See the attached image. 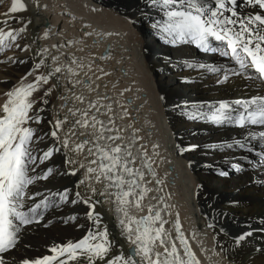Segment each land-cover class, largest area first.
Segmentation results:
<instances>
[{
    "label": "snow or ice",
    "instance_id": "1",
    "mask_svg": "<svg viewBox=\"0 0 264 264\" xmlns=\"http://www.w3.org/2000/svg\"><path fill=\"white\" fill-rule=\"evenodd\" d=\"M31 3L37 14L47 8L41 0ZM135 7L141 12L151 9L161 16L160 20H153L151 27L164 43L192 45L227 62L186 61L188 68L213 74L217 85L241 78L247 88L264 91V0H136ZM26 10L21 0H11L6 11L0 13V54L7 50L22 54L5 56L0 63H30L25 74L0 93L4 97L0 103V264H201L182 230L179 214L171 219V195L164 192L165 181L153 166L159 146L152 144L154 151L149 154L140 143L142 137L133 122L123 127L117 123L129 112L120 99L100 91L97 81L108 73L98 69L100 75L93 78L87 74L93 60L85 64L83 57L60 51L82 43L92 33L83 31L80 40L43 46L39 42L52 35L51 26L45 27L42 35H37L35 28L29 33L30 19L19 20L18 27L9 26L17 22L18 12ZM148 18L151 20L152 16ZM61 57L66 62L62 63ZM99 58L103 60L105 56ZM85 69L81 77L80 72ZM123 91L116 96L122 97ZM37 92L42 94L34 97ZM53 94L60 103L50 109ZM176 108L183 119L241 130L238 138L204 145L205 150L237 149L252 155V159L243 155L240 162L230 163L235 172H243L245 167L264 168V94L222 99L214 104L182 101ZM48 112L54 115L46 120ZM199 147L189 144L177 146V150L182 154ZM54 153H63L61 167L46 164ZM216 171L221 177L229 175L222 168ZM57 176L78 179L71 187L56 191L34 190L38 182ZM67 203L85 206L89 227L84 235L75 241L53 243L48 248L51 255L15 258L16 248L28 247L24 236L31 226L40 225L50 209ZM106 204L112 205L110 211L119 240L110 237L101 212L96 210ZM141 212L145 214L138 215ZM213 214H224L215 205H208L205 227L216 230ZM75 219V215L68 216L64 223ZM259 224L264 225V215ZM259 230L264 232V227ZM220 234L229 235L223 225L213 239L218 241ZM252 234L243 231L231 236L236 255ZM191 235L195 239V234ZM220 247L228 250L223 244ZM254 251L264 255V247ZM7 257H12L11 262Z\"/></svg>",
    "mask_w": 264,
    "mask_h": 264
},
{
    "label": "bare ground",
    "instance_id": "2",
    "mask_svg": "<svg viewBox=\"0 0 264 264\" xmlns=\"http://www.w3.org/2000/svg\"><path fill=\"white\" fill-rule=\"evenodd\" d=\"M21 2L25 3L27 10L18 12L17 22L9 26L18 27L19 20L30 19L32 24L29 26V33L35 28L37 35H42L45 27L51 26L52 35L39 42L43 46L60 43L62 40H80L83 31L92 33L91 36L83 38L82 43L66 46L60 51L71 52L77 58L83 57L85 64L93 60L92 70L87 73L93 78L100 75L98 69L108 73L97 81L101 86L100 91L120 99L129 112L128 117L122 121L118 120L117 123L123 127L129 121L133 122V127L139 129L138 135L142 137L140 143L145 145L149 154L154 151L152 144L159 146L155 150L158 154L154 156L153 166L158 176L165 181L164 192L171 195L168 201L174 206L171 208V219L174 220L176 214H179L182 230L189 238V243L201 264H241V261L243 264H252L253 261L255 264H264V255L254 251L255 248L264 247V232L259 230L264 227L259 224L260 217L264 215V168L258 166L252 170L245 167V171L235 172L228 165L224 170L228 171L229 175L219 176L216 169H220V163L240 162L241 157L248 154L237 149L205 150L204 145L238 138L241 130L183 119L176 108L182 101L214 104L222 99L235 100L264 94V91L247 88V82L241 78L231 79L227 85H217L213 74L188 68L186 61L205 64L227 62L217 55L200 52L192 45L164 43L151 27L153 20H160L161 16L151 9L137 11L136 0H41L47 8L39 14L36 13L31 0ZM10 3L11 0H0V13H4ZM149 16H152L151 20ZM2 18L0 16V19ZM83 25L88 27L83 28ZM104 33L111 35H103ZM24 42L26 41H21ZM94 42L96 45H93ZM92 46V54L86 53ZM52 54H56L55 50H52ZM8 55L22 54L18 50H7L0 55V60ZM102 55L105 56L103 60L99 58ZM61 62H66L64 57H61ZM29 67L30 63L7 66L0 63V81H9L8 84L0 83V93L15 84ZM86 71L87 69L81 71L80 76L83 77ZM120 76L127 79L131 77L133 83L128 84V81H123ZM118 81L120 87L115 86ZM124 89L128 91H123ZM121 91L123 96L117 97L116 94ZM143 92L144 95L141 94ZM41 94L34 93V97ZM128 95L133 96V103L125 101ZM3 100V95H0V103ZM59 103L53 94L48 107L51 109ZM53 115L54 112H48L46 120L51 119ZM149 128L153 130L149 132ZM189 144H198L200 147L182 154L177 150V146L185 147ZM62 156L63 153H54L51 161L46 164L61 167ZM248 158L253 157L248 155ZM76 179L78 176H57L38 182L34 190L56 191L64 186L71 187ZM197 185L202 187L197 188ZM233 201L236 203H232ZM209 204L215 205L224 214L221 217L213 214L217 221L216 230L205 227V214ZM111 208L112 205L106 204L103 207L97 206L96 210L101 212L110 237L119 240ZM84 213L85 206L82 204L67 203L60 208L50 209L40 225L31 226L25 233L24 240L28 247L22 245L16 248L13 256L17 259H32L51 255L48 248L53 243L62 244L80 239L89 227ZM143 214L145 213H138ZM71 215H75L76 219L64 223V219ZM48 221H51V224H48ZM221 225L225 226L229 235L220 234L218 241L214 240L213 237L217 236ZM243 231H251L253 234L244 242L240 254L236 255L231 236ZM191 234H195V239ZM120 244H124V241L120 240ZM221 244L228 250L222 251ZM124 246L127 247L126 244ZM200 248L205 251L201 252ZM7 259L11 262L12 257Z\"/></svg>",
    "mask_w": 264,
    "mask_h": 264
},
{
    "label": "rangeland",
    "instance_id": "3",
    "mask_svg": "<svg viewBox=\"0 0 264 264\" xmlns=\"http://www.w3.org/2000/svg\"><path fill=\"white\" fill-rule=\"evenodd\" d=\"M86 43V42H85ZM93 45H96L95 44V42H94V44ZM91 47V46H90ZM89 47V49H87V52L86 53H91L92 54V52L94 51H92L91 52V50L93 49V46H92V48H90ZM105 51H103V53H104ZM1 55V54H0ZM98 61H99V59H98ZM110 63V62H109ZM129 79H127V78H123V77H121L120 76V79H125V80H127L128 81V84H131V83H133V79L131 78V77H128ZM132 79V80H131ZM121 81V80H120ZM124 81V80H123ZM123 81H121V82H123ZM116 87H120V82L118 81V82H116V85H115ZM142 95H144V92L143 93H141ZM125 101L127 102V103H133V101H134V98H133V96L132 95H128V96H126V98H125ZM153 130V129H152ZM151 130V128H149V132H151L152 131ZM250 157H252V155H249ZM230 164V162H228V163H226V162H223V163H220L219 165H218V167L219 168H222V169H226L227 167H228V165ZM172 180V179H171Z\"/></svg>",
    "mask_w": 264,
    "mask_h": 264
}]
</instances>
